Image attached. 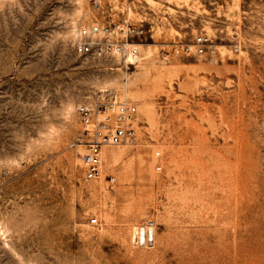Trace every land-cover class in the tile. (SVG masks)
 <instances>
[{
	"label": "rangeland",
	"instance_id": "rangeland-1",
	"mask_svg": "<svg viewBox=\"0 0 264 264\" xmlns=\"http://www.w3.org/2000/svg\"><path fill=\"white\" fill-rule=\"evenodd\" d=\"M117 22L145 29L135 63L75 52ZM199 35L213 60L175 51ZM107 91L137 140L86 180L80 109ZM0 264H264V0H0Z\"/></svg>",
	"mask_w": 264,
	"mask_h": 264
},
{
	"label": "built area",
	"instance_id": "built-area-1",
	"mask_svg": "<svg viewBox=\"0 0 264 264\" xmlns=\"http://www.w3.org/2000/svg\"><path fill=\"white\" fill-rule=\"evenodd\" d=\"M102 0H92L94 7H100ZM145 34L142 26L125 22L92 24L82 26L76 31L74 50L79 55L118 57L129 63H135L139 56L135 38ZM175 51L185 55L204 56L213 60L217 48L211 39L205 35L194 38L193 43H176ZM106 100L94 107H82L86 127L82 135L76 138V143L84 146L81 154L84 178L86 180L101 179L103 153L112 146L134 144L137 140L135 120L137 104L119 100L114 91H107ZM115 176L107 175V182L113 185ZM96 225L98 218L91 219ZM133 240L137 244L153 246L155 244V223L147 220L133 231Z\"/></svg>",
	"mask_w": 264,
	"mask_h": 264
},
{
	"label": "bare ground",
	"instance_id": "bare-ground-1",
	"mask_svg": "<svg viewBox=\"0 0 264 264\" xmlns=\"http://www.w3.org/2000/svg\"><path fill=\"white\" fill-rule=\"evenodd\" d=\"M145 73V72H144ZM109 148H106L105 149V153H103V157L105 156V157H109V150H108ZM124 151H125V148H122V149H120V150H118V151H114V152H112V154H111V156L110 157H113V160L114 159H117V158H119L123 153H124Z\"/></svg>",
	"mask_w": 264,
	"mask_h": 264
}]
</instances>
